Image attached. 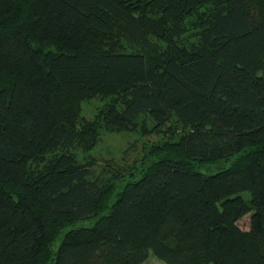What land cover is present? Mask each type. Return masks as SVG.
Segmentation results:
<instances>
[{"label":"trees","instance_id":"obj_1","mask_svg":"<svg viewBox=\"0 0 264 264\" xmlns=\"http://www.w3.org/2000/svg\"><path fill=\"white\" fill-rule=\"evenodd\" d=\"M150 253L264 264V0H0V264Z\"/></svg>","mask_w":264,"mask_h":264},{"label":"rangeland","instance_id":"obj_2","mask_svg":"<svg viewBox=\"0 0 264 264\" xmlns=\"http://www.w3.org/2000/svg\"><path fill=\"white\" fill-rule=\"evenodd\" d=\"M100 104L98 99L92 100L91 102H84L82 104V114L86 117H91L95 108ZM156 136L140 137L136 133L130 131L124 132H103L102 139L98 144L97 153L104 158L114 156L115 159L120 160V157L124 156L126 163H131L136 158L140 157L142 153L143 143L146 140H155ZM135 144V145H134ZM132 146V149L128 148ZM127 149L126 155L122 156L123 150ZM130 149V150H129ZM96 148L92 151L95 152ZM100 158V157H98ZM247 203L250 201V194L243 192L240 194ZM249 214L240 219L237 224L240 229L247 230L249 226ZM143 264H166L162 260L156 258L153 254H149L148 259Z\"/></svg>","mask_w":264,"mask_h":264}]
</instances>
